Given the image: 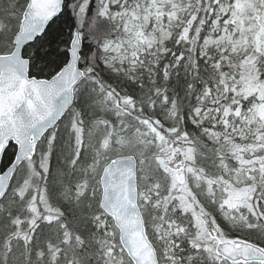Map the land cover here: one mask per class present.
<instances>
[{
	"label": "snow or ice",
	"instance_id": "1",
	"mask_svg": "<svg viewBox=\"0 0 264 264\" xmlns=\"http://www.w3.org/2000/svg\"><path fill=\"white\" fill-rule=\"evenodd\" d=\"M0 264H264V0H0Z\"/></svg>",
	"mask_w": 264,
	"mask_h": 264
}]
</instances>
